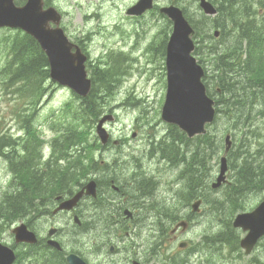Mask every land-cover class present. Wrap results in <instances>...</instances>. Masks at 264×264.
<instances>
[{
  "label": "rangeland",
  "instance_id": "1",
  "mask_svg": "<svg viewBox=\"0 0 264 264\" xmlns=\"http://www.w3.org/2000/svg\"><path fill=\"white\" fill-rule=\"evenodd\" d=\"M53 1L57 7L64 11L62 27L66 35L72 41L80 40L83 51L88 55L89 61L86 66L88 75L92 76L94 68L102 66L115 65V68L112 69L113 73L119 72L117 82H113L107 90L100 88V85L93 79L95 103L99 116L113 115V121L107 124L106 130L111 133L114 137L113 140H116L117 143H110L109 148H103L100 152L98 149L93 152L87 145L85 147L90 151L91 160L92 153L93 157L98 159V166L91 170L88 176L96 177L102 192L101 198H104L103 202L108 196H111L112 200L116 197L108 186L110 178L116 185H120L119 187L125 194L119 197L124 205L123 208L135 211V217L130 220L131 225H135V235L128 241L118 238L117 230L111 235V227L128 225L129 221L123 215H118V208L114 207L113 213H111L112 217L109 219L111 224H109L103 218L101 211L95 213L90 209V203L87 200L77 208L81 225H72L69 220L71 217L64 214H52L54 205L52 197L49 198V196L54 189L47 187L46 191L41 193L43 202L39 203L40 200H35L33 202L34 209L28 211L24 217L17 218L11 215V218L6 219L0 216V242L13 247L17 252L25 249V246L14 242L10 233L12 227L20 222H25L44 240L48 239V229L56 228L57 232L54 238L62 245L65 252H77L88 264H130L126 257L131 255L139 259L141 264H156V262L163 264L171 257L177 260L173 264H184V260L185 264H264V244L262 246L258 244L249 255H245L234 244L227 246L225 254L201 245L204 234L213 235L218 227L225 223L226 219L232 217L234 212L247 211L259 197H264V189L254 190L240 201L236 210L224 208L223 199L226 193L231 192V188L225 182L219 189L213 190L210 187L218 173L219 155L210 156L212 164L205 165L203 171H200L203 172L201 188L198 190L203 199L200 212L190 220L187 230H179L176 233L178 238L181 237L189 244L186 252H178L177 244H172L173 237L170 234V229L173 225L171 223L166 228L161 223L151 220L153 216L158 217L165 213L166 204L173 210L177 209L183 214H188L183 212V201L180 197L181 184L179 183V187L175 189L170 186L172 183L181 181L183 166L176 164V160H173L172 163L168 160L163 162L156 156L158 154L150 151L151 145L154 144L152 142L167 135L166 133L169 131V125L160 118V105L165 93L163 46L169 35L170 25L168 20L158 13L157 8L173 0H153L156 7L139 18L126 15V9L137 0ZM197 1L175 0L174 3L185 9L187 16L193 22L200 21L195 24L201 29L199 36L201 37L206 27L204 24L213 23L214 17H201L202 12L198 9ZM212 1L218 6V0ZM221 12H223L222 8ZM229 12L236 13L232 6ZM215 29L219 30L216 27L211 29L210 33H213ZM13 34L12 31L0 30V138H2L0 140V195L21 185L19 175L10 171L8 162L2 156L5 145L4 138L8 137L15 142L11 149H16L15 152L18 153L21 150L22 136L28 133L27 128L37 130L39 135L43 133L48 136L50 134L44 130L45 119L51 118L53 122L60 120L63 121V124L65 122L64 126H66L72 119L71 113L74 114L77 109L75 107L77 100L70 90L54 84L48 85V82L42 81L43 85H48V91L45 98H40V104L36 103L37 95L31 97L20 92L19 84L16 80L11 79L5 71L8 65V53L3 41ZM230 41L232 42L233 39L231 38ZM117 53H123V55H120L118 59ZM196 57L201 60V65L205 67V70L210 69L209 57L205 55L203 49H199ZM208 81L210 85L211 80ZM43 85L42 87H44ZM211 91L213 92V89ZM255 101L256 99L252 101V104ZM260 107L261 104L253 105L254 116L255 110ZM67 108H70V113L69 110L66 111ZM29 114L32 115L25 122V117ZM256 123H260L259 119ZM221 127L219 122L216 126H211L208 132L210 129L215 130ZM72 128L86 130L89 133V127L85 125L81 126L76 123ZM90 130L94 133V129L90 128ZM247 130L248 127L241 128L240 126H237L236 130H232V127L227 129L229 133L234 134L233 139L237 143L240 139L245 138ZM262 132L264 133V131ZM87 136L91 141L90 134ZM41 140L42 138L38 140L37 137V148ZM245 140L248 143V140ZM186 142H188L187 148L180 145L181 151L190 157L189 159L192 156L197 159L199 153L194 146L195 139ZM201 150L205 154L207 153L202 146ZM229 157L232 156L229 154ZM106 160L109 162H105ZM229 161L228 158V164ZM113 164L116 165L113 166ZM119 171H123V173L113 174V172ZM208 175L211 177L210 180L207 179ZM231 176V171L228 168L225 174L226 180L229 181ZM141 178L155 180V189L151 194L148 191L150 186L143 189L136 183L131 185L132 179L140 180ZM74 188L75 184L71 189ZM141 195L144 197L141 198ZM148 202L154 208L149 209L153 213L142 211L139 216L138 211L142 210ZM102 240H107L108 244L101 245ZM110 245H114V250L111 252L109 251ZM24 257H20L18 264H29L27 259L23 260Z\"/></svg>",
  "mask_w": 264,
  "mask_h": 264
},
{
  "label": "trees",
  "instance_id": "2",
  "mask_svg": "<svg viewBox=\"0 0 264 264\" xmlns=\"http://www.w3.org/2000/svg\"><path fill=\"white\" fill-rule=\"evenodd\" d=\"M233 2L236 13L227 14L230 17L227 19L230 21L229 25H227L226 20L220 22V6L229 10ZM217 11L218 14L213 19V23H206L201 37H199L201 29L196 26L198 21L195 24L190 20L196 30V38H199L198 49L203 46L207 47L204 53L209 57L210 69L207 68L205 83L209 86L210 91L214 86L219 89L216 95L217 115L212 126H216L219 122L222 125L219 129H210L206 135L196 138L195 141L202 142V148L211 157H216L223 148L221 137L229 127H232V130H236L237 126L248 127L245 138L240 139L238 143L233 139L234 134H231L233 143L228 152L232 156L229 161L232 170L230 184L232 189L231 192L226 193L223 199L224 208L236 210L240 201L247 194L264 187V133L262 132L264 131V0H224L221 4L218 1ZM201 17L204 16L201 15ZM217 25L222 32L220 31L219 37L214 39L210 34V29L217 27ZM225 36H230L233 41L229 43L223 38ZM221 42H224L223 46H219L221 48L212 47V45L215 46ZM3 44L8 53V65L5 69L7 75L25 86L23 94L38 93L42 81L48 79V64L38 44L30 36L17 31L7 37ZM94 79L100 88L107 90L116 81V74L107 69H98ZM208 80H211L210 85ZM94 91L95 83L91 93L82 98L81 103L76 105L75 113H71V117L81 126L90 127L91 122L98 116L99 111L95 103ZM213 92H217V90H213ZM254 99L256 101L252 104ZM257 104H261V107L255 110L254 116L252 108L253 105ZM70 111L68 112L70 113ZM251 119L252 121L249 123ZM257 119L260 121L259 124L256 123ZM72 121L66 124L69 126L67 131L73 136H70L71 140L76 138L79 142V176H84L85 167L82 164L86 161L83 162L82 158L87 156L84 153L85 147L80 144L87 140L88 131L82 129H78L77 132L74 131L75 129L71 128ZM66 126L64 130H66ZM215 131L217 132L213 135ZM245 139L248 140V143ZM185 140L189 141L175 127H172V130L159 143L151 146V150H158L161 157L168 161L171 159L172 162L173 160L177 162L180 159L186 167L185 172L187 171L189 174L188 187L190 193L195 197L203 172H194L178 157L179 153H184L181 151L180 145L185 149L187 148L188 142ZM23 148H25V152L16 156L19 158L17 162L10 159V167L12 170L21 172L20 181L24 188L9 194L4 193L0 197V216L6 219H9L13 214H19L21 217L28 211H32L34 209L33 200L37 195H40L43 188L40 185L42 178H39L36 166L31 164V160H29L34 148L26 145ZM195 162L197 163L195 164ZM190 163L193 167L199 165L204 169L205 166L200 154L197 159L192 156ZM51 171L48 172L50 177L46 179L45 184L50 186L49 188L64 189L63 178L58 181L60 173L58 171L51 173ZM207 179H210V175L207 176ZM99 205L104 207L103 203ZM175 211L155 217L154 221H172L175 219L173 217ZM232 232L236 235L230 225V219H226L225 223L220 225L214 234L216 243L225 247L227 242H231L234 238ZM38 257L36 254L32 256V258ZM63 260L61 253H52L42 256L37 264H64Z\"/></svg>",
  "mask_w": 264,
  "mask_h": 264
},
{
  "label": "water",
  "instance_id": "3",
  "mask_svg": "<svg viewBox=\"0 0 264 264\" xmlns=\"http://www.w3.org/2000/svg\"><path fill=\"white\" fill-rule=\"evenodd\" d=\"M199 6L206 14H214L216 9L207 0H200ZM152 7V0H139L136 5L127 10L128 14H141ZM164 13L173 22V30L166 44V94L161 109V118L177 125L188 137L205 132L204 126L212 122L214 118V101L206 94V89L201 81L204 71L196 58L192 55L194 42L191 36L194 34L192 26L184 18L182 11L175 6L163 7ZM60 16L52 7L42 8V0H27L26 4L17 7L13 0H0V27L20 28L34 37L46 53L50 77L61 85H67L80 96H86L91 88V81L86 78L84 70L85 56L79 48L69 42L63 30L58 27ZM50 22L55 26L51 27ZM215 36L218 32L215 31ZM74 50V51H73ZM109 115L103 116L96 126V133L102 143L107 140V133L102 127ZM229 149L228 137H226ZM221 165L216 182L213 187L219 186L224 180L227 169L226 158L220 159ZM96 184L89 181L81 190L69 199L61 201L55 211L70 210L80 200L83 194L95 196ZM199 202L192 205L197 210ZM77 221V218H74ZM182 226L185 224L180 223ZM234 227H241L248 231L240 241V245L248 253L257 240L264 235V201L254 210L238 214L233 220ZM55 229L49 230V235ZM16 242L34 244L36 235L27 229L25 224L12 229ZM48 244L60 249L55 241ZM184 244H180L183 247ZM15 259L14 253L8 247L0 244V264H11ZM68 264H86L74 254L67 256ZM137 264V263H134Z\"/></svg>",
  "mask_w": 264,
  "mask_h": 264
},
{
  "label": "bare ground",
  "instance_id": "4",
  "mask_svg": "<svg viewBox=\"0 0 264 264\" xmlns=\"http://www.w3.org/2000/svg\"><path fill=\"white\" fill-rule=\"evenodd\" d=\"M174 1L175 0H173L172 1V5L173 6H176V7H179L177 4H175L174 3ZM219 1V4H221L222 2H224V0H218ZM234 5V4H233ZM233 5H232V7H233ZM179 8H181V7H179ZM220 8H222L221 6H220ZM234 8V7H233ZM199 9V8H198ZM231 9V8H230ZM229 9V10H230ZM222 10H223V12H221V18L219 19V21L221 22L222 20H226V23H227V25H229L228 24V22L229 21H227V19H229L230 17L229 16H227V14L228 13H230L229 12V10H225L224 8H222ZM204 18V17H203ZM232 19V18H231ZM233 20V19H232ZM198 22H200V21H198ZM193 23H195V21L193 22ZM205 26H206V24H204ZM217 28H219V31H221L222 32V30H221V28L219 27V25H217ZM231 34H233V33H231ZM236 35V34H235ZM223 38H225L226 39V41H228L229 43H231V38H230V36H225V37H223ZM226 43V42H225ZM228 43V44H229ZM224 45V42H221L220 44H215V46H217V47H215L214 45H212V47L213 48H221V47H219V46H223ZM201 49H203L204 51L207 49V47H205V46H203V47H201ZM195 143V147L197 148V150L199 151V154H200V157H201V160L203 161V163H204V165H209V164H212V163H210L211 161H212V158L210 157V155H209V153L207 152L206 154H205V152H203L202 150H201V146H202V142H200V141H195L194 142ZM6 145V144H5ZM221 151V150H220ZM219 151V153H218V155L220 156V157H225V158H229L230 159V157H229V153L228 152H225V151H223V152H220ZM178 157L179 158H181L187 165H188V167L189 168H192V170L194 171V172H196V173H199L200 171H203V167L202 166H197L196 167V165H195V167H193L192 166V164L190 163V159H189V157L185 154V153H179L178 154ZM10 158H12V157H10ZM197 162H195V164H196ZM111 182V181H110ZM106 185V184H105ZM109 186V185H108ZM172 186H174L175 188H177V187H179V185H172ZM108 189V188H107ZM180 190L183 192V194L187 197V199L188 200H192V199H195L193 196H192V194L190 193V190H189V188H188V186L185 184V183H181V185H180ZM152 191V190H151ZM147 194V193H146ZM141 198H143L144 197V195H141L140 196ZM181 198L182 199H184V197H182L181 196ZM200 202H201V200H199ZM247 211H243L242 213H246ZM242 213H238V214H242ZM165 215V214H164Z\"/></svg>",
  "mask_w": 264,
  "mask_h": 264
},
{
  "label": "flooded vegetation",
  "instance_id": "5",
  "mask_svg": "<svg viewBox=\"0 0 264 264\" xmlns=\"http://www.w3.org/2000/svg\"><path fill=\"white\" fill-rule=\"evenodd\" d=\"M115 165L116 164H113V166H115ZM118 173H121L122 174L123 171L113 172L114 175L115 174H118ZM108 181H109V186L115 188L114 194H115L116 197L113 200H115L117 202V201H119V197H121V195H122L121 192H120V190H119V186L120 185H116L115 182L112 179H110V178L108 179Z\"/></svg>",
  "mask_w": 264,
  "mask_h": 264
}]
</instances>
